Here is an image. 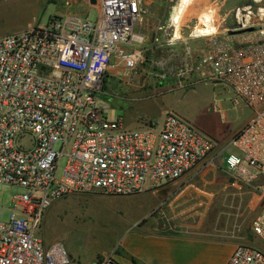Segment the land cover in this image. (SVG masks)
I'll return each mask as SVG.
<instances>
[{
  "label": "built area",
  "instance_id": "1",
  "mask_svg": "<svg viewBox=\"0 0 264 264\" xmlns=\"http://www.w3.org/2000/svg\"><path fill=\"white\" fill-rule=\"evenodd\" d=\"M97 4L95 21L69 13L0 37V187L25 190L14 198L17 214L0 222V264L71 263L62 243L48 245L38 236L46 212L62 198L131 196L213 166L215 141L185 118L168 114L136 130L109 118L110 105L101 96L110 73L137 74L146 54L164 69L169 60L163 54L181 38H174L170 15L169 32L157 28L149 48L127 49L144 43L136 32L140 0ZM204 17L198 18L203 28ZM235 17L224 35L216 28L191 34L204 44L196 53L187 48L186 63L175 72L188 85L229 87L252 112L226 146L225 166L233 182L251 188L259 200L251 224L258 243L238 244L226 264H264V0H252ZM90 264L118 262L111 254Z\"/></svg>",
  "mask_w": 264,
  "mask_h": 264
},
{
  "label": "rangeland",
  "instance_id": "2",
  "mask_svg": "<svg viewBox=\"0 0 264 264\" xmlns=\"http://www.w3.org/2000/svg\"><path fill=\"white\" fill-rule=\"evenodd\" d=\"M91 1L0 0V37L23 30L29 24H43L51 17L69 13L95 21L99 9L97 0L95 4ZM177 1L140 0L142 14L136 32L143 35L144 43L126 48H149L157 28L167 30L169 27L172 8L174 10ZM250 4L252 0H193L182 16L181 40L176 42L174 50L163 54L169 60L166 68L158 67L146 54L137 74L120 77L110 73L106 91L101 97L110 105L111 120H121L125 128L136 130L148 121L160 122L166 115L176 114L215 141V151L209 156V160L214 162L210 168L193 171L177 180L181 182L177 185L174 184L177 181L168 182L157 189L131 196L93 192L73 194L56 201L46 212L38 236L48 245L62 243L68 250L70 264H90L106 255L118 256L124 233L134 224L143 225L147 219L167 209L168 202L182 194L185 186L188 189L181 195L180 201L183 209L194 210L197 207L203 212L207 208L204 218L220 223L233 214L238 215L237 225L249 238L241 244L258 241L252 233L251 224L259 213V200L251 188L231 182L225 166V158L231 151L226 146L249 121L252 112L242 100L234 97L229 87L209 81H195L188 85L175 72L177 66L186 63L187 48L196 53L204 44L202 38L192 39L190 36L194 27H201L198 18L210 14L217 32L224 35L232 28L237 10ZM163 31H159L160 40L166 39ZM60 148L61 142L58 141L54 150ZM24 192L21 187H0V222H7L13 213L17 214L14 198ZM170 212L166 214L172 220L170 222L186 217L185 214Z\"/></svg>",
  "mask_w": 264,
  "mask_h": 264
},
{
  "label": "crops",
  "instance_id": "3",
  "mask_svg": "<svg viewBox=\"0 0 264 264\" xmlns=\"http://www.w3.org/2000/svg\"><path fill=\"white\" fill-rule=\"evenodd\" d=\"M187 189L185 186L181 193ZM182 194L173 197L157 216L143 225L134 224L124 233L116 256L118 264H226L236 246L249 239L237 225L238 215L225 218L223 223L207 221L203 216L207 208L202 212L197 207L180 206ZM169 210L186 217L170 222L166 217Z\"/></svg>",
  "mask_w": 264,
  "mask_h": 264
},
{
  "label": "bare ground",
  "instance_id": "4",
  "mask_svg": "<svg viewBox=\"0 0 264 264\" xmlns=\"http://www.w3.org/2000/svg\"><path fill=\"white\" fill-rule=\"evenodd\" d=\"M193 0H178L176 7L174 8L173 12L171 13V19L173 20V24H175V36L174 38L179 39L181 38V32L179 28V21L183 18V14L187 11L188 7L191 5ZM203 22L205 27L195 28L191 34L193 35H203L209 34L215 31V27L211 23V20L208 16L204 17ZM175 20V22H174Z\"/></svg>",
  "mask_w": 264,
  "mask_h": 264
},
{
  "label": "water",
  "instance_id": "5",
  "mask_svg": "<svg viewBox=\"0 0 264 264\" xmlns=\"http://www.w3.org/2000/svg\"><path fill=\"white\" fill-rule=\"evenodd\" d=\"M91 2H92V4H95L96 3V0H92ZM231 182H233L232 179H231Z\"/></svg>",
  "mask_w": 264,
  "mask_h": 264
},
{
  "label": "trees",
  "instance_id": "6",
  "mask_svg": "<svg viewBox=\"0 0 264 264\" xmlns=\"http://www.w3.org/2000/svg\"><path fill=\"white\" fill-rule=\"evenodd\" d=\"M131 260H132L134 263H137L136 259L132 258Z\"/></svg>",
  "mask_w": 264,
  "mask_h": 264
},
{
  "label": "clouds",
  "instance_id": "7",
  "mask_svg": "<svg viewBox=\"0 0 264 264\" xmlns=\"http://www.w3.org/2000/svg\"><path fill=\"white\" fill-rule=\"evenodd\" d=\"M233 159L235 160V157Z\"/></svg>",
  "mask_w": 264,
  "mask_h": 264
}]
</instances>
